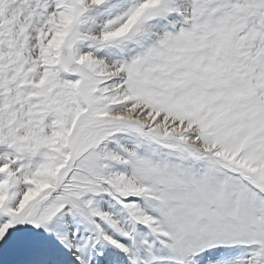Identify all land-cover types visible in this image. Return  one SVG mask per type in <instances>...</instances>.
<instances>
[{"label":"snow or ice","instance_id":"snow-or-ice-1","mask_svg":"<svg viewBox=\"0 0 264 264\" xmlns=\"http://www.w3.org/2000/svg\"><path fill=\"white\" fill-rule=\"evenodd\" d=\"M0 264H264V0H0Z\"/></svg>","mask_w":264,"mask_h":264}]
</instances>
